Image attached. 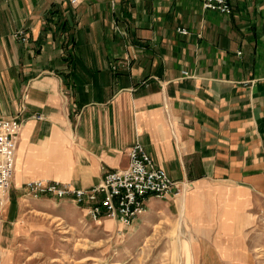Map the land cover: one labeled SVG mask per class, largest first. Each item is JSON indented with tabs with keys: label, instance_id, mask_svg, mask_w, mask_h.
<instances>
[{
	"label": "crops",
	"instance_id": "1",
	"mask_svg": "<svg viewBox=\"0 0 264 264\" xmlns=\"http://www.w3.org/2000/svg\"><path fill=\"white\" fill-rule=\"evenodd\" d=\"M230 3L227 17L200 0H0V118L24 121L8 202L36 179L93 188L139 140L192 185L144 217L167 204L240 239L264 197V0Z\"/></svg>",
	"mask_w": 264,
	"mask_h": 264
},
{
	"label": "rangeland",
	"instance_id": "2",
	"mask_svg": "<svg viewBox=\"0 0 264 264\" xmlns=\"http://www.w3.org/2000/svg\"><path fill=\"white\" fill-rule=\"evenodd\" d=\"M11 191L0 222V264H264V197L248 211L241 238L229 240L231 227L221 219L185 218L167 204L121 237L117 226L91 221L68 200Z\"/></svg>",
	"mask_w": 264,
	"mask_h": 264
},
{
	"label": "built area",
	"instance_id": "3",
	"mask_svg": "<svg viewBox=\"0 0 264 264\" xmlns=\"http://www.w3.org/2000/svg\"><path fill=\"white\" fill-rule=\"evenodd\" d=\"M91 0H69L73 7ZM203 9L224 16H232L230 0H200ZM177 33L188 37L189 29L179 27ZM20 35L26 37L22 32ZM26 40V39H25ZM238 55H242L241 52ZM184 72V76H188ZM38 120L42 116L35 117ZM21 115L0 118V222L8 203L16 167L18 139L23 127ZM104 177L90 189L76 188L69 183L47 179L27 181L22 189L24 196L68 200L77 205L85 217L99 224L113 221L118 235L124 237L128 230L147 212L151 197L177 198L191 189L190 183L172 179L168 172L157 166L143 143L137 140L129 151V166L122 171L103 169Z\"/></svg>",
	"mask_w": 264,
	"mask_h": 264
}]
</instances>
